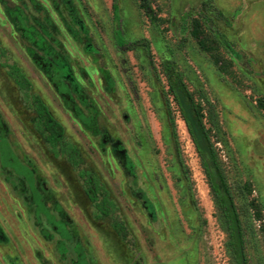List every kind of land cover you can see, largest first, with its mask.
<instances>
[{"label": "rangeland", "instance_id": "1", "mask_svg": "<svg viewBox=\"0 0 264 264\" xmlns=\"http://www.w3.org/2000/svg\"><path fill=\"white\" fill-rule=\"evenodd\" d=\"M147 1L0 0V136L71 236L57 249L0 165V264H72L76 246L87 264H236L163 61L200 107L239 261L264 264V0Z\"/></svg>", "mask_w": 264, "mask_h": 264}, {"label": "trees", "instance_id": "2", "mask_svg": "<svg viewBox=\"0 0 264 264\" xmlns=\"http://www.w3.org/2000/svg\"><path fill=\"white\" fill-rule=\"evenodd\" d=\"M138 1L142 9H144L146 12L150 11V7H149L147 0H138ZM198 26H199L198 21L195 20L194 27L192 29V35L196 38L199 45L206 48L203 44V41L199 37ZM162 69L166 77L168 92L173 97V100L175 101V103L177 104L180 110L182 121L184 122L186 126L187 132L193 142V145L197 153L200 155L202 159L205 173L208 176L209 181H210V187L215 193L219 205L223 209L225 219L227 221V225L229 228V235H230L229 249L232 252V256L236 259V264H241V262L239 261V257L241 255L240 253L241 243H240L239 235L236 233L238 230L236 215L234 214V210L232 209L231 203L229 201H226L222 193L224 191V188H222V184L217 183V178L219 179L220 177L217 172V168L215 166L214 155L210 149L207 150V152L201 149L200 144H199V139L197 138V135L193 127V124H194L195 127L201 133V135L204 136L205 140H207L205 133H204V127L202 125V114H201L200 107L198 104L194 103L192 94L186 87L177 68L173 64H171L169 61H163ZM175 147H176L175 149L176 157L178 158L177 160L183 171V175L185 178H188L186 175L185 167L180 159L178 145L176 144V142H175ZM2 163L4 165H9V162L7 161L5 157L2 159ZM18 166L21 168V170H23L22 172L24 171L27 172V170L24 167H22L19 163H18ZM221 202L223 203V205H221ZM38 206L42 208L41 211L44 210L46 215H48L46 210L42 206V203H39ZM39 212L40 211H38V213ZM56 224H57L56 228L63 227L60 223H56ZM61 230L62 232H60L61 233L60 237L68 238V233L65 231V229L61 228ZM60 245H62L61 242L58 244V246L60 247ZM77 253L79 255L78 264H87L85 254L83 252V249L80 246L77 247Z\"/></svg>", "mask_w": 264, "mask_h": 264}, {"label": "flooded vegetation", "instance_id": "3", "mask_svg": "<svg viewBox=\"0 0 264 264\" xmlns=\"http://www.w3.org/2000/svg\"><path fill=\"white\" fill-rule=\"evenodd\" d=\"M6 158L7 161L9 162V165H4L2 163V159ZM18 163L24 167L27 172H22L23 170H21V168L18 166ZM0 165L2 168L5 169H10L11 172L15 175V176H19L21 177L24 182L26 183L27 189H28V193L29 196L31 198L32 201V206H33V210H34V216H35V220H37V222L40 221L41 217H44V219L46 220V222L48 223V225L52 228V230L57 234L58 239L56 241V247L57 249L61 250L64 247V242H68L70 241V231L69 229L66 227L65 223L61 220L55 219L54 216L52 215V213L50 211H48L44 205V202L42 200V196L40 194V192L38 191L35 183H34V178H33V174L31 172V169L24 163L19 162L13 155L12 150L10 149L8 143L6 142V140L3 139V136H0ZM22 173V174H21ZM39 203H42V206L44 207V209L46 210L47 214L42 210V208H40L38 205ZM58 209V206L54 207V211H56ZM38 211H40L38 213ZM57 212V211H56ZM56 223H60L63 227H59L56 228L57 224ZM61 228H64L65 231L68 233V238H61L60 237V232H62ZM41 232L45 235L48 234L47 229L42 228ZM62 243V245H60V247L58 246L59 243ZM77 247L76 246L74 248V252L77 255V260L76 262H73L72 264H78V260H79V255L77 253Z\"/></svg>", "mask_w": 264, "mask_h": 264}]
</instances>
